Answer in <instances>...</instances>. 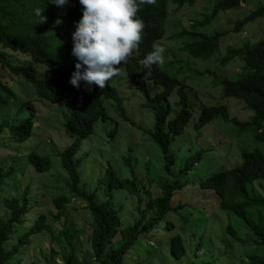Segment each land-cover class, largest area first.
<instances>
[{
    "label": "trees",
    "instance_id": "obj_1",
    "mask_svg": "<svg viewBox=\"0 0 264 264\" xmlns=\"http://www.w3.org/2000/svg\"><path fill=\"white\" fill-rule=\"evenodd\" d=\"M173 1L179 8L197 0ZM240 1L216 0L211 15L193 21L189 28L184 27L173 35L172 39L176 40L173 42L186 40L179 42L178 49L164 48L163 54L167 56L162 63L152 65L148 75L142 61L155 41L165 34L168 0H154L155 4L139 8L137 16L140 12L145 21L141 40L127 61L115 67L126 69L131 85L140 90L147 104L154 108L155 123L150 134L163 153V173L149 189L137 171L138 158L127 155L123 158L125 170H117L112 165L106 169L100 179L106 199L99 201L98 191L89 190L90 180L83 179L82 162L89 154L83 147L90 138L100 135L102 126L107 130L108 123L113 121L107 101H114L112 107L125 118L127 111L110 80L103 89L95 84L88 86L83 81L78 82L77 87L68 82L77 62L71 55V33L74 22L82 15L79 2L69 0L67 5L58 8L47 0H0V146L12 143L14 150L9 168H0V264H18L11 260L20 255L21 248L30 245L34 235L42 232L52 238L51 257L46 258L49 264L58 257L63 258V264H76L78 256L81 264H151L153 256L164 247H168V254L178 264H264V38L256 44L246 42L242 47L227 48L221 58L223 64L237 57L244 62L237 79L194 69L185 57H179V54L191 58L214 55L226 32L208 35L198 28L220 10L239 7ZM152 6L162 11L154 31L148 10ZM37 8L44 17L42 21L34 15ZM250 15L253 19L264 17V5H258L251 14L238 20L235 29L241 30L250 21ZM57 18L60 23L53 26ZM210 72L214 83L222 87L224 96L236 98L234 101L248 114L245 120H240L231 116L229 105H202L191 130L202 135L205 126L209 124V129L211 122L220 118L237 126L238 135L250 133L260 144L252 150H243L241 162L232 168L215 171L204 178L199 176L193 181L196 170L193 165H200L193 160L199 161V157L183 159L172 146L186 132L194 115L193 96L197 97L198 93L189 87L188 77ZM18 83L22 85L23 96L29 88L36 100L41 101V113L57 105L67 106L69 113L64 123L67 141H38L37 146L48 148L40 152L33 148L22 156L25 151H19L18 146H24L35 135L37 111L32 97H27L23 103L29 107L28 114L15 111L11 104L18 100L15 92ZM174 92L179 96L176 107L170 102ZM113 128L105 132L106 137H115L118 129ZM207 130L205 134L216 143H226L216 132ZM53 158L58 159L64 172L58 180L65 184L64 191L55 193L46 181L37 188L30 183L31 179L27 180V185H18V191L5 190L7 182L16 181L24 173L18 169L19 164L29 163L34 172L44 176L52 170ZM181 160L184 164L176 170ZM119 190L137 197L132 221L127 222L121 208L111 203ZM45 198L52 200L57 212L45 204ZM73 199L86 204L81 206ZM209 209L225 211L229 217L237 219L246 232L245 237L232 223L225 229L229 239L226 243L214 241L209 229L208 233L195 232L207 228L204 222L215 219V215L196 221L194 210ZM80 210L87 211L92 219L90 245L85 248L77 241L80 233L86 231L78 229L80 221L74 217ZM173 216L178 221L173 220ZM50 221L61 223L62 229L56 231ZM196 223L200 227L194 228ZM214 245L223 251L214 252Z\"/></svg>",
    "mask_w": 264,
    "mask_h": 264
},
{
    "label": "rangeland",
    "instance_id": "obj_2",
    "mask_svg": "<svg viewBox=\"0 0 264 264\" xmlns=\"http://www.w3.org/2000/svg\"><path fill=\"white\" fill-rule=\"evenodd\" d=\"M215 1L216 0H197L193 5L185 4L183 8L187 9L186 18L192 21L201 20L206 14L211 12ZM208 3H212V5L208 7ZM260 4H264V0H246V2L240 7L220 11L218 16L210 23L198 28L199 31L207 34H212L217 30L227 31V34L221 40L220 49L211 57L191 58L190 56L186 57L185 55L182 56L180 54L179 57H185L194 69H206L217 75H226L231 79H237L241 70L240 62H242L243 66L244 62L237 57L229 63L221 65L219 59L226 54L228 46H240L246 41L257 42L264 37V17H259L246 23L238 33L234 31L235 22L238 19L245 17ZM177 22V20L171 21V29H169L167 36L179 29ZM55 25H58V22L55 23ZM182 40L184 41L186 39H180L181 42ZM180 41L173 42V40H166L161 43L163 48H172L174 50V48H179ZM165 56L163 54V58ZM211 72L202 76L191 75L188 77L187 83L189 87L198 93L197 97L193 96L194 115L186 132L178 137L172 146L173 149H178L176 152L183 159L199 157V161L198 159L193 160L200 163L199 167L193 165L196 169L193 173V181H196L199 176L204 178L215 171L232 168L241 162L240 154L243 150H252L260 144V142L256 141L250 133L238 135L236 130L237 126L233 125L231 122H225L220 118L214 119L211 122L212 124L209 129V124L205 126L202 135L191 130L193 123L198 118L202 105L211 106L228 104L232 116H237L240 120H245L247 117L248 112L242 108L241 104L234 101L236 98L223 96V89L220 85L214 83V75ZM181 75L183 76V74ZM112 83L116 86L122 104L127 111V118L120 115L116 108L112 107L113 104L111 102L114 101H107L110 104L109 115L112 117L113 121L108 123L109 128H107V130L102 126L100 135L90 138L83 147V149L89 152L88 156H86L82 162L81 172L83 174V179L86 178L87 180H90L88 181L89 190L98 191L97 199L99 201L106 199V195L103 193V185L100 183V179L104 176L106 169L109 165H112L117 170H125L126 164L123 158L127 155H132L133 157L138 158L137 164L139 167L137 171L141 173L144 181L143 184L149 189H152L153 186H155L154 182H157V178L163 173V153L150 134V130L154 129L155 123L154 108L147 104L145 95L135 86H132L129 79L125 76L117 78L116 80L113 78ZM21 86L22 85L19 86V83L16 85L18 88H16L15 92L18 95V100L14 101L11 105L14 107L15 111H21L28 114L29 107L23 106V103L26 101L27 97H32L31 100L37 111L34 121V126L37 127L35 135L24 146H18L19 151H25L22 153V156L25 157L31 152V150H33V148H36L39 152L48 148L45 145V147L42 145L37 146L36 144L38 141L41 142L50 139L54 142H62L64 139L67 141L66 136L68 135H65L64 131L65 119L69 113L67 106L64 104L57 105L50 110H44L45 113H41L39 112L41 101L39 99L36 100L34 92L29 88H26L24 92L25 96H23V92L20 90ZM178 100L179 96L174 92L171 96L170 102L176 107ZM175 113L176 111L171 114V118ZM113 127H117L118 133L114 138L106 137L105 132L114 129ZM205 130H207V132H216L215 134L219 135L221 139H224L226 143H216L205 134ZM8 144V146H0V168L3 167L6 170L10 166L12 155L14 153L12 143ZM129 147L132 149H129ZM53 160L54 166L52 170L45 173L44 176H41V173L34 172V167L29 163L19 164L18 169L23 170L24 173H22L21 178L17 177L16 181L7 182V184L4 185L5 190L18 191V185H27L29 183L27 180L31 179L30 181L33 182L30 183L37 188H39L40 185H43V181H46L52 185L55 193L64 191L63 185L65 184L63 182H58L59 178L64 175V172L59 165L58 159L53 158ZM183 164L184 162L181 160V162H179V167H177V165L175 166V169L178 170ZM37 195H40V193L38 192ZM196 195V192H194L193 196ZM136 198V196H133L130 193L119 190L111 200L113 206L121 208L127 222L132 221L136 215L135 212H133L135 210L134 207L137 204ZM72 201L81 204V206H85L86 204L85 202L80 203L81 201L75 199ZM45 204L54 209L55 212L58 211L50 198H45ZM189 210L190 209L187 208V213ZM2 212L3 211L1 210V213ZM214 215L215 219L204 222V224L207 225V228L194 231L207 232L209 229L213 235L214 241L226 243L229 239L225 233V229L232 223V225L239 230L240 235L245 237L244 235L246 232L240 222L235 218L229 217L225 211L209 209L207 211L198 212L197 210H194L193 219L198 221L199 219H206ZM74 217L80 221L78 223V229H86L84 233H80V237L77 240L78 244H82L83 248H85L90 245L89 232H91L92 228L90 227L92 219L90 218L89 213L85 210H80L78 213L74 214ZM172 219L178 221L176 216H173ZM50 222L56 231L62 229L61 223ZM193 227H200V224L196 223ZM186 231L189 232V228L186 227ZM148 240L152 241L153 239L149 238ZM51 241L52 238L47 232L34 235L30 245L21 248L20 255H17L15 259H12L11 261L13 262V260H15L18 264H49L50 260L47 261L46 258L51 257ZM59 241L63 245V238L60 237ZM83 248H80L79 250H83ZM200 251L203 252L204 248ZM213 251L222 252L223 248L218 250L214 245ZM168 252V247L160 249V251L153 256L151 264H178L179 262L171 257ZM80 259L81 258L78 256L75 263L81 264ZM50 264H63V258L58 257L55 260H51Z\"/></svg>",
    "mask_w": 264,
    "mask_h": 264
},
{
    "label": "clouds",
    "instance_id": "obj_3",
    "mask_svg": "<svg viewBox=\"0 0 264 264\" xmlns=\"http://www.w3.org/2000/svg\"><path fill=\"white\" fill-rule=\"evenodd\" d=\"M78 2V9L82 11V15L78 21L74 22V31L71 33V55L75 57L77 62L74 65L75 70L71 73L68 82L73 87H77L78 82L83 81L88 86L95 84L99 88L103 89L105 83L110 80L111 85L116 88V86L112 83V79L114 78L116 80L122 76L127 78V72L126 69L115 66L125 63L137 49V46L141 40V33L144 28L143 24L145 21L140 16V12L139 17L137 16L138 10L143 5H151L155 4L156 2H154V0H78ZM244 2H246V0L240 1L239 5L241 6ZM47 3L53 4L58 8H62L69 3V0H47ZM211 5L212 3H208V7ZM184 6L185 4L182 7ZM182 7L178 8L177 4L173 0H168V11H166L163 30L165 34L161 39L155 41L157 43L153 45L151 52L146 54L142 61L144 69L147 70L145 75L150 74L152 65H158L163 62V53L165 52V49L163 48L161 42L166 40H174L172 39L173 35L184 29V27L189 28V25H191L193 22L192 20H188L186 18L187 9ZM148 10L154 31L157 27L158 21L160 20L162 11L156 6H152ZM254 10H252L247 15L251 14ZM211 12L206 14L202 19H205L207 16L211 15ZM219 13H217L209 22H207V24L216 18ZM40 14L41 11L39 8L34 9L35 17L37 20L42 21L44 17ZM253 18L254 17L250 15V21L257 19ZM172 20L178 21L177 26L179 29L167 36L169 29H171L170 23ZM57 22L58 24L60 23V18L56 19V21L53 23V26H57L55 25ZM236 22L234 24V31L238 33L242 29H235ZM218 31H224L227 34V31L225 30H217L212 34ZM263 38L257 42H246L256 44ZM246 42L242 43L240 46H231L237 48L242 47ZM221 58L219 59L220 64L225 65L223 64ZM240 63L241 70L239 74L242 73L244 67L242 62ZM1 144L3 145V143Z\"/></svg>",
    "mask_w": 264,
    "mask_h": 264
}]
</instances>
